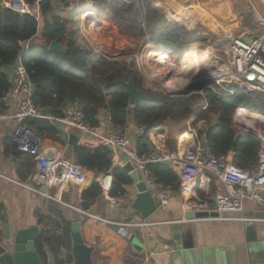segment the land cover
Returning <instances> with one entry per match:
<instances>
[{
    "label": "trees",
    "instance_id": "1",
    "mask_svg": "<svg viewBox=\"0 0 264 264\" xmlns=\"http://www.w3.org/2000/svg\"><path fill=\"white\" fill-rule=\"evenodd\" d=\"M34 7L36 17L20 14L0 6V111L6 103L3 96L11 87L7 68L21 61L34 85V103L50 116L62 117L67 106L80 108L85 120L93 127L100 126L101 112L105 110L111 125L122 131L131 125L143 126L147 131L162 126L168 119L184 120L194 115L195 123L205 122L198 137H206L210 152L227 158L249 173L259 165L260 140L244 133L233 121L241 107L264 115V93L237 91L232 95L208 91L209 107L202 110L199 96H173L148 87L135 61L99 56L90 43L115 44L120 41H140L144 46L163 47L169 56L179 61L194 45L208 41L190 22H175L161 4L162 0H138L134 4L113 0L104 5V19L85 21L77 18L88 0H25ZM56 9L66 12L58 15ZM38 10V11H37ZM103 11L98 15H102ZM243 25V24H242ZM246 27L245 25H243ZM250 28L251 26L248 25ZM58 40L62 52H51L49 45ZM159 54L150 53L157 57ZM161 56L160 61L169 57ZM129 86L145 94L136 106L130 105ZM201 100V101H200ZM43 141H60L56 125L48 119H28ZM189 137H182L186 141ZM76 160L89 171L112 170L113 184L109 196L123 198L129 179L113 166V151L106 146L75 147ZM136 151L144 156L150 152L142 137L137 140ZM155 183L164 190L181 189L180 174L165 163H149ZM102 193L99 182L82 190V208L89 211ZM54 226L38 235L37 250L42 259L51 253L56 264H72L70 224L59 212ZM61 230V234H57Z\"/></svg>",
    "mask_w": 264,
    "mask_h": 264
},
{
    "label": "crops",
    "instance_id": "2",
    "mask_svg": "<svg viewBox=\"0 0 264 264\" xmlns=\"http://www.w3.org/2000/svg\"><path fill=\"white\" fill-rule=\"evenodd\" d=\"M242 3L243 15L239 16L244 18L241 17L240 22L234 18L237 14H234L232 0L161 1L175 22L189 21L211 41L219 38L222 31H226V26H230L231 31H237L243 25L255 27L257 18L254 10L264 16V0H242ZM56 12H61L58 15L62 16L66 13L59 9ZM105 21L110 25L107 19ZM13 70L14 66L6 69L10 77ZM19 102L18 97L12 96L6 102L4 113H15ZM100 119L99 127L103 135L120 132L111 125L105 110L101 112ZM195 121L194 115L180 121L170 118L162 126L147 131L142 138L150 152L144 157L153 152L159 155L175 151L182 153L186 147L201 144L203 137H192L188 133ZM200 123L202 129L206 124ZM15 126L12 120H0V245L5 249L13 248L21 231L38 227L40 235L53 227V220L60 212L70 224V231L73 222H81L82 238L93 249L92 261L95 264H264V205L247 198L242 213H230L225 219L211 216L189 219L185 216L189 212L183 209L186 198L181 189L178 192L165 189L169 196L168 203L159 207L150 218L144 219L133 205L142 190H150L146 178L130 161L133 171L127 173L121 166L122 157L118 156L113 166L120 168L129 179L125 186L126 196L111 197L110 191L106 194L102 189L98 202L89 211H84L82 190L89 188L93 182H99L102 188L101 179L106 172L89 171L74 162L75 147L60 134L58 128L60 141L48 140L44 141V145L58 149L61 159L53 177L47 181L41 180L35 157L23 154L22 158H18L14 155L18 150L13 142ZM135 127L131 125L128 132L136 149L139 137ZM186 135H189V139L182 141L181 138ZM78 145L93 149L101 146L82 140ZM230 157L233 159L232 153L226 159ZM69 171L75 174L74 179L68 178ZM131 174L135 175L136 182ZM23 184L45 189L43 192L57 201L36 194ZM224 193L225 188L212 175L202 174L193 198L206 202L213 209L217 198ZM112 203L116 206L112 207ZM251 226L256 230L252 233L254 238L250 240L247 228ZM122 227H125L123 232L120 231ZM61 233V230L57 232ZM72 249L73 243V264ZM50 255L55 262L54 255L47 253L42 259L44 264L49 263Z\"/></svg>",
    "mask_w": 264,
    "mask_h": 264
},
{
    "label": "built area",
    "instance_id": "3",
    "mask_svg": "<svg viewBox=\"0 0 264 264\" xmlns=\"http://www.w3.org/2000/svg\"><path fill=\"white\" fill-rule=\"evenodd\" d=\"M88 1L92 4L90 7L92 12L94 10L95 12L100 11L101 7L96 6V3L102 4L101 0ZM136 1L138 0L133 2ZM0 6L20 14L36 17L34 7L25 0H0ZM254 13L257 18L255 27L241 26L237 31H222L219 38L207 45L206 49H202L198 58L197 48L194 45L191 49L194 51L196 63L195 74L189 78L175 75L178 69L173 66L170 56L160 61L161 56L168 55L163 47L146 46L135 59V64L146 82L147 79L151 80L152 77H159V75L163 81L169 78L168 84H164L171 87L173 91L165 90L164 93L166 94L173 96L196 94L200 96L203 110H207L209 107L208 91L221 95H232L237 91L264 93V16L256 10ZM81 18L85 21H91L97 19V15H93L90 20H87L85 15H82ZM97 44L99 45L95 42L90 43L94 52L96 51L94 45ZM108 46H111L109 48L117 46L116 48H120L122 51L127 47V41H120ZM152 52L159 55L157 57L150 56ZM158 61L161 66L155 67ZM154 67L155 69L152 71ZM12 96H16L20 100L19 108L11 115L0 111V120H12L16 123L13 131V142L24 155L37 159L39 163L38 174L43 181L53 177L56 166L61 159V153L52 146L44 145V141L37 131L27 126L26 121L28 119H48L57 128H60V134L67 140L74 134L79 137L80 141L108 147L113 151L114 164L118 161V153L122 152L129 157L130 162L142 171L150 191L161 201L162 205L168 203L169 196L162 187L155 183L147 168L149 163H165L177 169L182 182L181 191L186 198L183 207L185 212L217 213L219 219H225L226 215L230 213H242L247 198L264 205L262 198L264 193V115L254 113L246 107L239 108L233 116V121L240 131L253 134L260 140L259 165L254 173L236 167L226 158L217 157L210 152L209 148H201L200 144L186 147L182 153L175 151L167 155H159L153 152L148 157L141 156L132 146L128 128L117 133L103 135L100 127H93L85 120V115L80 108L71 105L66 107L62 117H45L34 103V85L21 61H18L14 66L11 87L3 96V101L6 103ZM135 132L137 137H142L146 135L147 130L143 126H136ZM188 133L192 137H197V130L194 127H190ZM202 174L212 175L225 188V193L217 198L213 209L206 202L193 198L198 179ZM68 178L74 179L75 174L69 171ZM102 178V189L107 194L112 187V170L106 172ZM22 186L48 200L57 201L55 197L37 187L26 184ZM115 206L116 204L112 203V207ZM125 227H122L120 231H125Z\"/></svg>",
    "mask_w": 264,
    "mask_h": 264
},
{
    "label": "water",
    "instance_id": "4",
    "mask_svg": "<svg viewBox=\"0 0 264 264\" xmlns=\"http://www.w3.org/2000/svg\"><path fill=\"white\" fill-rule=\"evenodd\" d=\"M96 1V0H92ZM107 0H101V2H105ZM134 4V2L132 3ZM247 41H250L249 39H246ZM49 50L51 52H62L63 47L58 42V40H54L49 45ZM129 94H130V105L136 106L141 100L145 99V94L141 91L136 90L132 86H129ZM42 114L45 117H48L50 115V112L48 110H43ZM102 121V119H100ZM79 137L76 135H71L69 138V143L76 147L79 144ZM201 148L208 149V140L206 137H203L201 139ZM15 156L18 158L23 157V153L20 150H17L14 153ZM119 156L122 157L121 166L124 167V170L127 173H131L133 171V167L130 164L129 157L124 155L122 152L118 153ZM230 162L233 161L232 157L229 159ZM74 162H77L76 158L74 159ZM135 167H137L135 165ZM131 177L136 182V177L134 174H131ZM42 191H45V189H42ZM162 206L161 201L158 200L157 197L153 195V193L150 190H142L140 195H138L133 208L135 211L139 212L144 219L150 218L159 207ZM186 218L194 219V218H207V217H218L219 215L217 213H207V212H200V213H192L189 212L186 215ZM256 230V227L251 226L247 228L248 232V238L251 240L254 238V231ZM39 235V228H33L29 230H24L18 233L15 241L14 246L12 249H5L3 246L0 245V264H44L42 257L40 256L37 247H36V241ZM71 236H72V243H73V264H95L92 261V253L93 249L88 247L81 234V222L76 221L72 223L71 226ZM48 264H55L54 259L52 255L49 256V263Z\"/></svg>",
    "mask_w": 264,
    "mask_h": 264
},
{
    "label": "rangeland",
    "instance_id": "5",
    "mask_svg": "<svg viewBox=\"0 0 264 264\" xmlns=\"http://www.w3.org/2000/svg\"><path fill=\"white\" fill-rule=\"evenodd\" d=\"M124 1H126L127 3H133V1H135V0H124ZM109 2H111L113 4V0L105 1L102 4H100V2L96 3V6L98 5V7H101L100 11H96V12L99 13V12L103 11V13H100V14H102L101 16L98 15V13H96L95 10H94L95 13L92 12L93 10H90V7L92 6L90 1L85 2V4L81 8H79L78 11H80L81 13H80V15H78L77 18H81L82 15H85L87 20H90L93 18V15L94 16L97 15V19H99L100 21H104L105 20L104 17L106 16V12H105V10H103V7H104V5L108 4ZM232 2H233V7H234V14L238 15V16L237 15L234 16V18H236L238 21H240L241 17L244 18L243 16H239V15H243L242 9H241V4H243L242 0L241 1L240 0H232ZM86 14H88V15H86ZM244 22H246V21H244ZM231 30L232 29L230 28V26H226V31H231ZM213 42H214L213 40L212 41L208 40V41L199 43L198 45H196V48L197 47L199 48L201 46L206 47L207 45L212 44ZM109 47H111V46L100 45V44L99 45L97 44L96 46L94 45V48L96 50L95 52L99 56L107 57V58L119 57L118 59L126 60L128 62L132 61V60L135 61L137 56H139V54H141V52L146 48V46H144L140 41H133L130 39L127 41V47L122 51L120 48L117 49L116 48L117 46H112L113 48H109ZM194 58L195 57H194L193 49L186 51V53L181 56V59H179V61H175L174 60L175 58H173V60L171 61L173 66H175L176 68H178V66L180 67V71L177 72L175 75H177L178 77H184V78H189V77L193 76L195 74V64H196ZM159 63L160 62L158 61L157 64H155V67L161 66V65H159ZM155 67L152 69V71H154ZM165 80L166 81L161 80L160 75H159V77H157V76L152 77L151 80L147 79L146 83H147V85H150V87H152V89H154V91H160V92H164L165 90L173 91L171 89V87H168L164 84V83L168 84V82L170 81L169 78L165 79ZM177 96H179V95H177ZM191 96L197 97L198 95L195 94V95H191ZM200 99H201V97H200ZM203 123L204 122L200 123V125ZM204 124H206V123H204ZM192 127L196 128L197 135H198V132L201 129L199 124L195 125V123H194V125Z\"/></svg>",
    "mask_w": 264,
    "mask_h": 264
},
{
    "label": "bare ground",
    "instance_id": "6",
    "mask_svg": "<svg viewBox=\"0 0 264 264\" xmlns=\"http://www.w3.org/2000/svg\"><path fill=\"white\" fill-rule=\"evenodd\" d=\"M202 49H206V47L201 46V47H197V58L201 55ZM185 137H189V135H186Z\"/></svg>",
    "mask_w": 264,
    "mask_h": 264
}]
</instances>
